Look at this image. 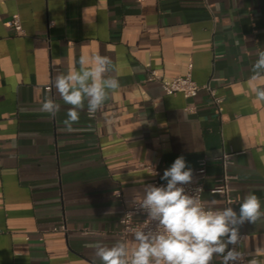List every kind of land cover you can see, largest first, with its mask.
Listing matches in <instances>:
<instances>
[{
  "label": "crops",
  "instance_id": "crops-1",
  "mask_svg": "<svg viewBox=\"0 0 264 264\" xmlns=\"http://www.w3.org/2000/svg\"><path fill=\"white\" fill-rule=\"evenodd\" d=\"M259 51L264 0H0V264H93L90 244L134 247L133 234L119 236L120 218L153 179L166 185L161 176L179 156L193 182L207 159L204 202L223 207L211 189L226 174L234 210L248 193L264 210V102L251 90L264 78L250 81ZM96 53L112 58L120 88L64 131L70 105L54 78ZM150 69L210 82L221 115L204 90L165 94L145 80ZM48 96L62 105L55 117L41 111ZM239 232L238 250L264 264V219Z\"/></svg>",
  "mask_w": 264,
  "mask_h": 264
},
{
  "label": "clouds",
  "instance_id": "clouds-1",
  "mask_svg": "<svg viewBox=\"0 0 264 264\" xmlns=\"http://www.w3.org/2000/svg\"><path fill=\"white\" fill-rule=\"evenodd\" d=\"M250 77L257 81L264 72V51H259ZM78 69L55 76L53 86L65 105L67 119L63 130L75 131L73 125L80 120L79 113L85 110L94 115L120 88L119 79L113 75L115 65L108 55L82 54ZM258 101L264 102V86L252 85ZM41 111L55 117L62 105L46 97ZM161 179L166 185H145L139 209L146 215L154 229H141L133 234L135 246L129 248L124 241H116L110 247L96 242L90 244L95 258L101 264H245L244 254L238 250L242 239L239 228L245 222L256 224L264 219L260 197L254 193L244 196L239 211L233 207L216 208L204 202L185 186L193 182V170L184 156L177 157L164 170ZM231 245V247H229ZM248 264H258L253 259Z\"/></svg>",
  "mask_w": 264,
  "mask_h": 264
},
{
  "label": "built area",
  "instance_id": "built-area-1",
  "mask_svg": "<svg viewBox=\"0 0 264 264\" xmlns=\"http://www.w3.org/2000/svg\"><path fill=\"white\" fill-rule=\"evenodd\" d=\"M11 27L16 33H22V26L20 19L17 16H14L11 20ZM189 68H191V65L189 64ZM146 81H157L160 83L163 91L165 94L172 95L176 93H181L185 98H194L200 90H204L210 105L218 114L221 115L223 111V97L217 93V90L215 87H213L210 82H206L203 84H198L195 82L190 72H188L186 75L183 76H175L170 79H163L161 75H159L155 70L150 69L147 73V76L145 78ZM187 111H194L195 107L193 105H189L186 107ZM89 115V113H88ZM94 116V115H90ZM229 156L228 153H223L220 157L223 166H225L229 162ZM146 170L157 174V169L152 164H141ZM206 165H207V159L205 157L200 158L198 160V166L196 173L198 175L199 181L192 182L189 185H186L185 188L189 193H195L197 194L200 199L202 200V191L203 186L202 182L200 181L205 174L206 171ZM229 176L224 174L221 178L217 180L216 185L211 189V192L213 194H217L224 199V205L223 207L233 206L237 203V200L230 195V187L228 185ZM152 185L161 186L163 185L158 181L157 178L152 180ZM116 194L119 196L120 192H116ZM141 199H136L131 202L130 207L126 208L123 215L120 218L121 228L119 230V236L121 239H125V237L128 234H134L135 231L141 230V229H154L155 223L151 222L149 223L146 221L147 217L146 215L139 209L138 203ZM203 201V200H202ZM221 207V208H223ZM141 216L140 220H137L135 217ZM242 239L240 242L244 239V234L240 233ZM231 247V245L229 246ZM240 251V250H239ZM244 254L245 258V264H248L249 261L255 259V256L249 257L246 255L245 252L240 251ZM219 264V263H218Z\"/></svg>",
  "mask_w": 264,
  "mask_h": 264
}]
</instances>
